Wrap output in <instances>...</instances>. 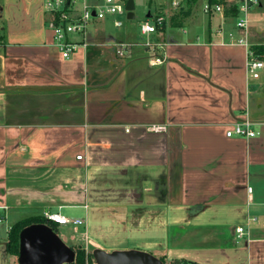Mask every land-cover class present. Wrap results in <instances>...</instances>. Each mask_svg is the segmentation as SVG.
<instances>
[{
	"label": "crops",
	"instance_id": "obj_1",
	"mask_svg": "<svg viewBox=\"0 0 264 264\" xmlns=\"http://www.w3.org/2000/svg\"><path fill=\"white\" fill-rule=\"evenodd\" d=\"M172 1L93 19L68 59L44 0H20L19 16L0 4V264H17L10 226L44 212L79 220L68 246L86 254L264 264V67L251 77L246 63L264 22L248 12L237 28L241 0L214 16L205 0ZM157 13L163 25L142 33ZM243 118L257 135L227 137Z\"/></svg>",
	"mask_w": 264,
	"mask_h": 264
},
{
	"label": "built area",
	"instance_id": "obj_2",
	"mask_svg": "<svg viewBox=\"0 0 264 264\" xmlns=\"http://www.w3.org/2000/svg\"><path fill=\"white\" fill-rule=\"evenodd\" d=\"M171 3L173 8L179 5L176 0ZM125 4L126 0H46L44 9L50 15L47 26L53 31L54 45L59 49L62 57L68 59L76 47L75 43L69 40L71 34H83L93 19H103L106 15L126 14ZM258 4V0H241L238 5L240 16L236 22L237 28L243 30L247 28V14L250 6ZM223 7V0H205L202 5V12L207 16H214L222 13ZM164 21V14H154L150 19H146L140 24V31L148 34L154 33ZM124 49L125 47L121 46L116 49V53L122 56ZM162 62L163 59L159 57L152 59L153 64H161ZM246 63L248 74L251 77H258L259 70L264 67V49L262 52H253L249 49ZM251 124L247 118L236 120L226 130L225 135L227 137L253 138L257 133ZM152 130L164 131L165 127L155 125ZM42 216L46 221L57 225L80 224L79 220H70L59 212H44ZM237 232L241 233L242 228H238Z\"/></svg>",
	"mask_w": 264,
	"mask_h": 264
},
{
	"label": "water",
	"instance_id": "obj_3",
	"mask_svg": "<svg viewBox=\"0 0 264 264\" xmlns=\"http://www.w3.org/2000/svg\"><path fill=\"white\" fill-rule=\"evenodd\" d=\"M134 0H126L127 18H133ZM95 264H164L150 252L139 249L105 251L94 248ZM17 264H75V251L46 223H32L18 234Z\"/></svg>",
	"mask_w": 264,
	"mask_h": 264
},
{
	"label": "trees",
	"instance_id": "obj_4",
	"mask_svg": "<svg viewBox=\"0 0 264 264\" xmlns=\"http://www.w3.org/2000/svg\"><path fill=\"white\" fill-rule=\"evenodd\" d=\"M249 49L253 52H262L264 49V46H250ZM32 223H46L56 232L57 224L46 221L43 216H36V217L27 218V219L18 221L14 223L13 225H11L8 230L7 243H6V248H7L8 253L14 254L17 256L18 234L23 227L29 224H32ZM72 249L75 251V264H85V259L88 257V255L91 256V254H86L85 250L80 245H77L76 247H72ZM161 260L164 262V259L161 258ZM173 261L176 264H195L194 262L182 260V259L173 260Z\"/></svg>",
	"mask_w": 264,
	"mask_h": 264
},
{
	"label": "rangeland",
	"instance_id": "obj_5",
	"mask_svg": "<svg viewBox=\"0 0 264 264\" xmlns=\"http://www.w3.org/2000/svg\"><path fill=\"white\" fill-rule=\"evenodd\" d=\"M19 1L20 0H0V4H2V6H4L5 8H7L9 14H15V13H17L18 16H19L18 9L20 10V8H18V7L20 6V4L19 5L16 4ZM45 1L46 0H44V2ZM135 1L138 2V0H135ZM147 8L148 7H146V10H147ZM142 9H143V11L145 10L144 7ZM121 15H122L121 18L127 20L126 17H125L126 16L125 14H121ZM249 18H250V20L252 19L253 21H255L257 19L255 21V23L253 24V26L256 25V24L259 25L260 24L259 23V20L260 19H262V21L264 22V0H263L262 7L257 8V7L254 6V7H252L250 9V11H249ZM56 233L59 235V237L67 245L70 244V241H69V237L71 236V226L70 225H60V226H57L56 227ZM73 247H76V246H73ZM85 264H95L92 256L88 255V257L85 259ZM173 264H176V263L173 261Z\"/></svg>",
	"mask_w": 264,
	"mask_h": 264
}]
</instances>
